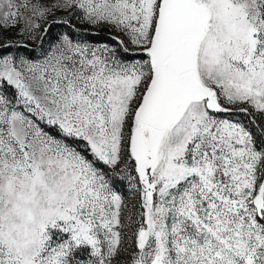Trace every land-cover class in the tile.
<instances>
[{
  "label": "snow or ice",
  "instance_id": "6c2138e0",
  "mask_svg": "<svg viewBox=\"0 0 264 264\" xmlns=\"http://www.w3.org/2000/svg\"><path fill=\"white\" fill-rule=\"evenodd\" d=\"M0 264H264V0H0Z\"/></svg>",
  "mask_w": 264,
  "mask_h": 264
}]
</instances>
